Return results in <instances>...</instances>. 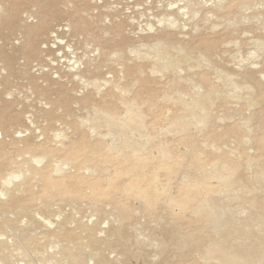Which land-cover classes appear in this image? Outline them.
I'll return each mask as SVG.
<instances>
[{"label": "rangeland", "instance_id": "rangeland-1", "mask_svg": "<svg viewBox=\"0 0 264 264\" xmlns=\"http://www.w3.org/2000/svg\"><path fill=\"white\" fill-rule=\"evenodd\" d=\"M229 1L0 0V169L2 171L4 167L2 173H22L23 166L16 168V161L35 155L31 163L36 167L49 164L53 168V176L56 175L54 178L65 176V189L84 198L58 193L56 198L55 193L49 195L44 191L40 180L34 179L31 192L34 190L36 200L30 205L31 211L27 210L30 209L28 207L23 214L17 205L19 213L17 209L11 211L14 204H9L8 216L15 222L13 225L10 223L12 226H5L0 216V236L6 239V245L12 250L15 247L10 261L0 259V264H58L61 260L68 264V258H60L62 254L58 252L60 248L56 238L52 235V241L41 238L49 231L77 228L82 223L91 227H88L92 229L91 233L95 228V235L88 232L87 237L86 234L83 236L80 255L84 256V263L81 264H215L211 260L213 263L204 261L205 250H201L210 245L212 239L223 238L226 244L238 247L242 254L255 249L256 243H259L256 247L261 245L264 226L257 213L253 216L251 205L245 201L250 204L248 196H256L254 194L259 195L257 198H264V146L261 143L264 139V23L259 24L264 22V0H233L231 8L219 9L220 4ZM36 29L35 34L28 33ZM157 49L162 54L167 53L168 68L164 63H154L152 56ZM255 64L256 69L253 67ZM139 68L144 72H138ZM115 84L123 87L122 92L117 86L115 89ZM191 95V98L193 95L198 97V101L208 99L204 100L209 102L206 103L209 105L206 113L210 112L207 122L200 120L201 109L186 107L193 102ZM134 100L140 108L135 106ZM125 102L134 104L136 114L141 108L144 112V116L142 113L139 115L144 118L142 124H145V129L140 126L142 124H138L139 128L136 123H130L131 129L145 134L142 138L146 136L140 140L144 147L136 144L142 148L140 155L129 147L123 148L122 153L129 148L128 154L126 151L124 155L116 150L119 148L113 146L111 137L107 135V118L98 112L103 109L124 117L127 114ZM113 122L111 120L110 125L114 126ZM160 144L166 145L164 149L171 153H168L170 160H167L168 156L164 157V151V154H159L163 150ZM71 145L81 148L77 166L70 163L66 169L55 172L62 160L70 159L67 151ZM121 145L126 146L125 142ZM110 146L115 147L116 152ZM109 148L114 152L109 153ZM143 148L146 150L142 151ZM44 151H51L54 163L53 160L51 164L47 162L49 160L43 156L47 152ZM117 152L125 158L117 157ZM36 157L42 158V162L35 160ZM129 159L131 163H126L130 162ZM218 159L221 163L217 164L219 169H216L215 176L210 172L215 170ZM6 160H11V163L4 164ZM102 161L107 165L102 163L105 165L101 167ZM28 166V163L24 164L25 172ZM234 169L239 171L238 180V177L243 179L240 175L246 176L243 183L247 181L250 188L240 186L242 189L235 192L230 188L227 193L228 183L222 184L223 176ZM260 171L262 174L259 175ZM2 173V176L6 175ZM62 173L63 176L60 175ZM217 174H224L223 179L220 176L218 179ZM124 178L127 181L123 182ZM196 181L210 187L214 196L218 195L220 198H216L225 204L224 208H228L217 230L211 227L214 226L212 214L208 216L194 211L200 199ZM238 186L231 187L236 189ZM40 189L44 195L38 191ZM99 189L108 192L105 200H90L91 193ZM137 189H142L157 208L149 211L152 216L149 212L144 214L149 213L148 216H143L145 211L141 213L144 201L134 192ZM185 194L193 195L195 200L181 210L182 215L178 213V207L174 214L165 202L171 196ZM237 195H243V201L244 198L246 200L242 203ZM61 196L68 199H59ZM117 196L124 197L121 200L137 211H132V219H129L134 225L114 212L118 201L115 199L121 198ZM0 197L1 201H6ZM177 213L181 220L178 216L172 217ZM38 214L43 216V220ZM37 215L40 221L31 219ZM117 215L120 219L116 218ZM44 216L52 222L44 221ZM61 223H65L62 229ZM176 227L177 233L174 231ZM187 229L194 230L196 237L193 244L188 245L190 247H184V250L190 248L186 253L180 244L184 238L182 235L191 232ZM171 230L178 235L171 237L175 243L166 237L173 236L172 232L169 234ZM116 233H123L120 236L126 244L119 239L120 236L115 237L118 236ZM88 235L97 242H94L95 246L91 244L93 238L88 239ZM33 237L41 239L42 248L28 252L24 257L20 244L22 240ZM116 239L123 244L119 242V245ZM45 241L49 244L43 243ZM177 241L180 242L178 246ZM201 244L204 247L200 249ZM125 246L128 247L126 250ZM176 250L186 253V257L180 253L186 259L192 253L188 257L190 260L182 262L183 256L180 258ZM261 250L264 252V248ZM179 258L182 260L178 261Z\"/></svg>", "mask_w": 264, "mask_h": 264}, {"label": "bare ground", "instance_id": "bare-ground-1", "mask_svg": "<svg viewBox=\"0 0 264 264\" xmlns=\"http://www.w3.org/2000/svg\"><path fill=\"white\" fill-rule=\"evenodd\" d=\"M165 1V0H164ZM245 1H247V0H245ZM250 1H252V0H249V2ZM254 1V0H253ZM261 1V0H260ZM222 2V1H221ZM242 2V1H241ZM262 2V1H261ZM170 3V2H169ZM186 3V2H185ZM256 3V2H255ZM254 3V4H255ZM42 4V3H41ZM45 4V3H44ZM226 4V5H225ZM238 4H239V2H238ZM245 4H246V2H245ZM260 4V3H259ZM259 4H258V6H259ZM264 4V3H263ZM46 5H48V4H46ZM50 5V4H49ZM188 5H189V3H188ZM234 5V1L233 0H230L229 2H224V3H222V4H220L219 5V9H222L223 8V10L224 9H227V8H231L232 6ZM250 5H252V4H250ZM42 6V5H41ZM185 6H187V5H185ZM215 6V5H214ZM216 6L218 7V3L216 4ZM262 6V5H261ZM182 7V6H181ZM241 7V6H240ZM176 8H178V7H176ZM185 8H187V7H185ZM253 8V7H252ZM258 8V7H257ZM180 9H183V8H180ZM216 9V8H215ZM254 9V8H253ZM179 10V9H178ZM13 11V10H12ZM189 11V10H188ZM264 11V10H263ZM38 12V11H37ZM185 12V11H184ZM227 12V11H226ZM212 13V12H211ZM249 13V12H248ZM184 14V13H183ZM11 15V14H10ZM249 17V16H248ZM254 17V16H253ZM263 17V16H262ZM205 19V18H204ZM248 19V18H247ZM260 19V18H259ZM259 19H258V22H259ZM173 20V19H172ZM244 20H245V18H244ZM165 22V21H164ZM250 22V21H249ZM243 23V22H242ZM261 23H264L263 21H260L259 22V24H261ZM238 24V23H237ZM151 26V25H150ZM24 28V27H23ZM151 28V30H152V27H150ZM154 29V28H153ZM247 29V30H246ZM245 30L247 31V32H249V29L248 28H246ZM250 29H251V27H250ZM253 29V28H252ZM150 30V29H149ZM243 30V29H242ZM37 32V29L35 30V31H31V30H29L28 31V33H30V34H35ZM246 32V33H247ZM238 33V32H237ZM244 33V32H243ZM243 33H242V35H243ZM29 34V36H31ZM239 35V34H238ZM245 35V34H244ZM246 36H248V35H246ZM58 37V36H57ZM253 37V36H252ZM258 39V38H257ZM60 40V39H59ZM60 42L62 43V41L60 40ZM55 43H57V42H55ZM59 43V42H58ZM61 43H59V44H61ZM158 43V42H157ZM156 43V44H157ZM160 44H162L161 42H159ZM159 44V45H160ZM164 44V43H163ZM57 45V44H56ZM55 45V46H56ZM158 45V44H157ZM31 46V45H30ZM161 46V45H160ZM162 47H165L164 45L162 46ZM161 47V48H162ZM31 48V47H30ZM55 48V47H54ZM163 50V49H162ZM137 52V51H136ZM166 53V52H165ZM144 55H146V54H144ZM152 55V54H151ZM166 55H167V53H166ZM165 54H162L161 53V51H160V49L158 50H155L154 51V54H153V61H154V63L156 64H162V63H164V67L165 68H168L167 67V56H166ZM142 57V56H141ZM177 59V58H176ZM166 64V65H165ZM88 65H90V64H88ZM87 65V66H88ZM86 66V69L88 68ZM142 66V65H141ZM156 66V65H155ZM253 67H254V69H256L257 68V65L255 64V65H253ZM97 68V67H96ZM84 69V68H83ZM143 70V69H142ZM86 71V70H85ZM138 72H140V73H142V72H144V71H141V68H139V71ZM78 75V74H77ZM65 76H67V75H65ZM256 84H258V82L256 81V83H255V87L257 86ZM113 85V84H112ZM262 85V84H261ZM116 86H117V89L119 88V89H121V88H123V87H119L118 85H116L115 84V89H116ZM254 87V86H253ZM261 87V86H260ZM257 88V87H256ZM118 89V90H119ZM260 89V88H259ZM124 90H125V88H124ZM198 91V90H197ZM121 92H122V89H121ZM125 92V91H124ZM126 92H127V89H126ZM125 92V93H126ZM260 92V91H259ZM261 93H259V95H260ZM195 96H196V93H195ZM192 97V95L190 96V98ZM260 97H261V95H260ZM196 98H198V97H196ZM196 98H194V95H193V98H191V100L193 101L191 104H186V107L188 108L189 107V109L191 108V109H195L196 107L198 108V109H201L202 111H203V114H201V116H199L200 117V120H202L203 122H207L208 120H207V116L209 117L210 115H209V113H206V109H207V106H209V105H207L206 106V103H208L209 104V102H206L205 103V99L208 101V99L207 98H203V101H201V100H199L198 101V99L196 100ZM126 102H127V99H124ZM125 102V103H126ZM133 103L135 102V106L138 104L137 102H136V100H134V101H132ZM131 102V103H132ZM132 103V104H133ZM123 104H124V101H123ZM126 106H127V114H124V117H122V116H115L113 113H111V112H108V111H105V110H103V109H99V111L98 112H101L106 118H107V121H106V125L109 127V132H108V134L107 135H109V137H111V139H112V141H113V146L115 145L116 146V148H119V149H116V150H118V151H120L121 153H122V151L123 150H125V149H123V148H126V147H129V148H132V150L134 149V150H136V154L137 155H140V154H138V153H141L140 151H141V147L143 146V144H142V141L140 142V140H143L144 138H142V136H144L145 134L143 133V135H141V134H139L138 132H137V129H135V128H133V129H131V125H130V123H131V121L133 122V123H136L137 124V127H139V128H141L142 126H143V128L145 129V124L143 123L142 124V122H144L143 121V116H144V112L140 109V112H139V110H138V114H136L135 113V106H134V104L133 105H128L127 103H126ZM139 106V107H138ZM138 106H136V107H138V108H140L141 106L140 105H138ZM137 108V109H138ZM134 109V110H133ZM136 109V110H137ZM190 109V110H191ZM101 110H103V111H101ZM209 110V109H208ZM210 111V110H209ZM143 112V113H142ZM194 112V111H193ZM198 112V111H197ZM201 112V111H200ZM141 113L143 114V116H140L141 115ZM140 114V115H139ZM191 114V113H190ZM194 114V113H193ZM126 115V116H125ZM193 116V115H192ZM141 118V119H138V118ZM196 117V116H195ZM194 117V118H195ZM198 117V118H199ZM210 118V117H209ZM208 118V119H209ZM136 119H138V120H140L141 121V123H137V122H140V121H137ZM88 120V119H87ZM90 120H92V119H90ZM111 120H113L114 122V126L113 125H110V122H111ZM89 121V120H88ZM110 121V122H109ZM137 121V122H136ZM84 122V121H83ZM91 122V121H90ZM96 122V121H95ZM95 124H97V123H95ZM94 124V125H95ZM138 124L140 125V124H142V125H140V126H138ZM96 126V125H95ZM95 126H92L91 128H93V127H95ZM97 126H98V124H97ZM97 126L95 127L96 128V130H97ZM100 126V125H99ZM110 126H112L114 129H111L110 128ZM90 128V129H91ZM95 128H93V129H95ZM129 129V132H128V130L126 131V129ZM92 130V129H91ZM124 131H126V134H125V132ZM95 132V131H94ZM127 132H128V134H127ZM148 137V136H147ZM150 137V136H149ZM148 137V138H149ZM153 136H151V138H152ZM150 138V139H151ZM147 139V138H146ZM263 141L261 142L262 143V146H264V139H262ZM74 141V140H73ZM76 141V140H75ZM77 142V141H76ZM123 142H125V144H126V146L125 147H122V143ZM134 142V146H137V147H135V148H133L134 146L132 145V143ZM148 142V141H147ZM139 143H140V145H139ZM144 143V142H143ZM69 144H70V142H69ZM68 144V145H69ZM72 144V143H71ZM136 144H138L139 146H141V147H138V145H136ZM87 145H88V143H87ZM86 145V146H87ZM121 145V146H120ZM162 145V146H161ZM163 145L164 144H160V149L162 150V151H160V153L159 154H162L161 152H165L166 153V156L164 155V157H166L167 158V156L169 155L168 153H170L168 150L167 151H165V147H166V145L163 147ZM259 145V144H258ZM89 146V145H88ZM122 147V148H120V147ZM69 147V146H68ZM111 147V146H110ZM144 147V146H143ZM163 147V148H162ZM91 148V147H90ZM113 150H115V147H111ZM111 148H109V149H111ZM129 148H127V153L126 154H128V150H129ZM137 148V149H136ZM165 148V149H164ZM109 149H108V151H109ZM112 149L109 151V153L112 151ZM6 150V149H5ZM34 150V149H33ZM43 150V149H42ZM47 150V149H46ZM55 150V149H54ZM116 150H115V152H116ZM132 150H130V151H132ZM146 149H144L143 148V150L142 151H145ZM264 150V149H263ZM47 151H49V150H47ZM47 151H44V152H47ZM52 151V150H51ZM50 151V152H51ZM125 151V152H126ZM48 153L47 152V154H44L43 153V156L45 157H47V159L49 160V161H47V162H51L52 160H53V157H54V155L52 154V153ZM80 152H81V148H78V147H76V146H73V145H71L70 147H69V149H68V151H67V154H68V157L70 158V159H68V161L67 160H65V161H61V164H59V166H57V169L55 170V172L56 171H61V170H63V169H66L67 168V164H70L71 163V165H73V164H75V165H73V166H77V162H76V159H78V157H79V155H80ZM86 152V151H85ZM112 152H114V151H112ZM111 152V153H112ZM120 152H117L118 153V156L117 157H121L120 155H119V153ZM125 152H123V153H125ZM164 152H163V154H164ZM108 153V152H107ZM122 153V155H124ZM144 153V152H143ZM142 153V154H143ZM27 154V153H26ZM28 154H29V152H28ZM90 154H91V151H90ZM89 154V155H90ZM92 154H94L93 152H92ZM125 154V155H126ZM171 154V153H170ZM264 154V153H263ZM262 154V155H263ZM34 155V154H33ZM87 155V154H86ZM135 155V154H134ZM7 156V155H6ZM61 156V155H60ZM60 156H58V157H60ZM95 156V155H94ZM127 156V158H128V155H126ZM31 157V156H30ZM25 158V159H22V161H16V163L15 164H18V165H16L17 167L16 168H18V167H20V169L22 168L21 166H23V171H22V173H16V172H5V173H2V172H4L3 171V169H4V167H3V169H2V171H1V169H0V173H2L3 175L4 174H6V175H4V176H2L1 174V179H0V185H1V187H0V196H2L3 198H5L6 199V201H1L0 200V216L3 218V220H4V222H3V224L6 226V225H8L9 226V224L10 223H12V225L15 223L14 221H12L13 219L12 218H10L8 215V209H9V212H10V207L8 208V205L9 204H14V207H15V205H17L18 207L17 208H19L21 211V213H23L24 214V212L26 211V209L29 207L30 209H27V210H30L31 211V206L30 205H32V202H34L35 200H36V195L35 194H33L34 192V190L31 192V188H32V186H31V182L34 180V179H38V180H40V183L42 184V186H43V188H44V191L47 193H49V195H50V193L51 194H54L55 196H56V198H58L57 197V195H56V193H58V194H61V195H70V196H73V197H80V195L79 194H75V193H73V192H70V190L68 189H65L66 188V184H67V180H66V178H65V176H63V173H65L64 171H63V173L62 174H60V175H62L63 177H61V178H54L55 176H53L54 174H52V172H51V170L53 169V168H51L50 167V165L49 164H47V165H43V167H36L35 165H34V163H31V159L33 158V157H35V155L34 156H32L31 158ZM40 157V156H39ZM56 157V156H55ZM124 157V156H123ZM123 157H121L122 159H124ZM171 158V156H168V158H167V160H170V158ZM37 158V157H36ZM165 158V159H166ZM6 159V158H5ZM139 159H144V158H139ZM3 160V159H2ZM35 160H37L38 162H42V158H37V159H35ZM55 160V159H54ZM54 160L52 161L53 163H54ZM57 160V159H56ZM128 160V159H127ZM130 160V159H129ZM11 161V160H10ZM10 161H8V162H10ZM46 161V160H45ZM58 161V160H57ZM60 161V160H59ZM218 161H221V160H217L216 162L217 163H215V170L213 171V170H211V171H213V172H210V171H208V172H210L211 174H214L215 175V172H217L216 171V169H217V167H218V165L217 164H220V163H218ZM2 162V161H1ZM4 162V164H5V162H7V160L6 161H3ZM8 162H7V164H8ZM11 163V162H10ZM25 163H28L29 164V166H28V168H27V172H25V168H24V164ZM102 163H105L106 165H107V163L106 162H100V165H102ZM126 163H131V160H130V162H127L126 161ZM1 164V163H0ZM51 164V163H50ZM81 164V163H80ZM105 164H103V165H105ZM109 164H111V163H109ZM9 165V164H8ZM12 165H14L13 163L11 164V166ZM52 165H55V164H52ZM101 166V167H104V166ZM1 166V165H0ZM78 166H79V164H78ZM91 165H89V167H90ZM221 166V165H220ZM2 167V166H1ZM0 167V168H1ZM13 167V166H12ZM54 167H56V166H54ZM135 167V166H134ZM135 168H137V167H135ZM19 169V168H18ZM92 169V168H91ZM219 169V168H218ZM217 169V170H218ZM221 169H222V167H221ZM261 169H262V167H261ZM17 170V169H16ZM94 170H96V169H94ZM99 170V169H98ZM224 170V169H223ZM262 170H264V169H262ZM21 170H19V172H20ZM54 172V171H53ZM100 172V171H99ZM221 172V171H220ZM238 172V173H237ZM237 172H236V170L234 169L232 172H230L229 174H225V176H223V175H218L217 174V176H218V179L220 178L221 180L223 179V178H225V179H223L222 181H223V183L222 184H224L225 182H227L228 184H227V188H226V192L228 193V192H230V188H231V190L232 191H234V190H240V188L241 187H244L245 188V186H247L248 187V185H246V183H247V181H245L244 183H243V179H246L245 177L246 176H243V175H240V176H242L243 177V179L241 178V177H238V178H240V180H238L237 179V176H239V171L237 170ZM109 173V172H108ZM107 173V174H108ZM223 173V172H222ZM235 173H236V177L234 178V176H235ZM260 173H261V171L259 172V175H260ZM263 173H264V171H263ZM102 174V173H101ZM106 174V173H105ZM238 174V175H237ZM262 174V173H261ZM104 175V174H103ZM258 175V174H257ZM216 176V175H215ZM220 176V177H219ZM222 176H223V178H222ZM262 176H264L263 174H262ZM20 177H22L21 178V180H20ZM95 178V177H94ZM127 180H128V177L126 178ZM125 178L124 179H122V181L123 182H125V180H126ZM126 180V181H127ZM199 180V179H198ZM220 180V181H221ZM37 181V180H36ZM121 181V180H120ZM119 181V182H120ZM221 181V182H222ZM109 182V181H108ZM122 182V183H123ZM197 183V186L199 187V191H198V195H200V199L198 200L199 201V204H198V206H196V208H194V211L195 212H199V213H205V214H207L208 216H210L211 214L213 215L212 216V218L213 219H211L212 221H214V226H212L211 225V227L212 228H214V230H217V229H219V227L221 226L220 224H222V222H223V218H222V215L224 214V213H226V211L228 210V208H227V206H226V208H227V210H226V208H224L225 207V204L220 200L219 201V199L218 198H220V197H218V195L216 196V197H218V198H216L215 196H214V194H213V192H212V189L210 188V187H205V186H203L204 184H203V182L202 181H196ZM39 183V182H38ZM39 183V184H40ZM121 183V182H120ZM40 184V185H41ZM108 184V183H107ZM244 186H243V185ZM236 185H239L238 186V188H234V187H236ZM107 186V185H106ZM231 186H234V187H231ZM241 186V187H240ZM159 187H161V186H159ZM41 188V187H40ZM62 188H63V190H62ZM219 188V187H218ZM234 188V189H233ZM248 188H250V187H248ZM33 189V188H32ZM242 189V188H241ZM245 189H247V188H245ZM111 190V189H110ZM131 190H132V188H131ZM229 190V191H228ZM38 191H40L41 192V189L40 190H38ZM161 191V190H160ZM164 191H166V189L164 190ZM36 192V191H35ZM40 192L38 193V194H40ZM114 192V191H113ZM134 192H136V195H138L139 197H141L142 199H143V201H144V206H141V207H143L144 208V210H142L143 208H141V213L142 212H144V213H142L143 214V216H146L147 214H149V215H151L152 216V213L151 212H149V211H151L152 210V208L154 207V204H153V202H151V200L149 199V197L148 196H146V194H145V192L142 190V189H137L136 191H134ZM219 192V191H218ZM235 192V191H234ZM47 193V194H48ZM41 194H43L44 195V193H42L41 192ZM40 194V195H41ZM116 194H118V193H116ZM115 194V195H116ZM42 195V196H43ZM87 195V194H86ZM108 195V192H106L105 190H103V189H99V190H94L92 193H91V196L90 197H92V199H90V200H93L94 198L96 199H104V197H106ZM112 195V194H111ZM115 195H112V196H115ZM119 195H120V193H119ZM178 195V194H177ZM254 195H256V196H259V195H257V194H254ZM248 196V195H247ZM256 196H250V198H249V196H248V199H247V201H249L250 202V204L248 203V202H246L245 200H246V198H244L245 200V203H247L248 205H251V207H252V212H254L253 213V216H255L254 214H256L257 213V217H258V219H259V221H261V223H262V225L264 226V198H261V197H256ZM39 197V196H38ZM117 197H121V196H117ZM116 197V198H117ZM172 197V196H171ZM169 198L168 199V201H166L165 202V204L166 203H168V206H169V209L171 210V212H174V214H176V211H175V208L176 207H178V208H176L177 210L179 209L180 210V212H179V210H178V213H180L181 215H182V213H181V210H183V209H186V208H188V206L190 205V203H192L194 200H195V197L193 196V195H190V194H185V195H182V196H173L172 198ZM237 197H240V196H238L237 195ZM242 197H243V195H242ZM242 197H240L239 198V200L243 203L244 201H243V198ZM244 197H246V195L244 196ZM1 198V197H0ZM48 198H50V197H48ZM52 198V197H51ZM50 198V199H51ZM56 198H54V199H56ZM67 197H65V198H62V196L59 198V199H66ZM70 198V197H69ZM82 198H83V196H82ZM81 197H80V199H82ZM113 198V197H112ZM259 198H261V199H259ZM43 200V198L41 197L40 198V200ZM54 199H52V200H54ZM68 199V198H67ZM72 199V198H71ZM80 199H78V200H80ZM84 199V198H83ZM114 199V198H113ZM113 199H112V201H113ZM121 199H124V197H121L120 199L118 198V199H115V200H118V201H116V210H114V212L116 213H118V215L120 216V218L122 219V220H124V221H126V220H128L129 222L131 221V220H129L130 218H131V216H132V211L134 210L133 209V207L129 204V202H128V204H129V206H131V208L126 204L127 202H125L124 200L122 201ZM125 199H127V198H125ZM167 199V198H166ZM39 200V199H38ZM37 200V201H38ZM42 200H41V202H42ZM49 200V199H48ZM48 200L46 199V201L48 202ZM58 200V199H57ZM75 200V199H74ZM77 200V199H76ZM105 200V199H104ZM96 201H99V200H96ZM96 201H95V203H96ZM103 201V200H102ZM101 201V202H102ZM111 201V202H112ZM197 201V202H198ZM49 202H52V201H49ZM109 202V201H108ZM223 203V205H221L222 203ZM35 203V202H34ZM33 203V204H34ZM50 204V203H49ZM112 204H113V202H112ZM114 204H115V202H114ZM143 204H141V205H143ZM158 204V203H157ZM46 206H47V203L45 204ZM44 205V206H45ZM167 205V204H166ZM166 205H165V207H166ZM197 205V204H196ZM49 206V205H48ZM159 206V205H158ZM12 207V209H11V211L12 210H14V209H17L16 207L14 208L13 206H11ZM115 207V206H114ZM256 209V211H254V208ZM155 208V207H154ZM115 209V208H114ZM133 209V210H132ZM155 209H157V208H155ZM169 209H168V211H169ZM23 210H24V212H23ZM167 210V209H166ZM15 211V210H14ZM17 211H18V209H17ZM133 212H137V211H133ZM146 212H149V213H147L146 215H144ZM170 212V211H169ZM170 212V213H171ZM18 213H19V211H18ZM27 213H28V211H27ZM157 213V212H156ZM177 213V215H174V216H172V217H175V216H178V218H179V214ZM202 213V214H203ZM97 214V213H96ZM167 214H169L168 212H167ZM205 214H204V216H205ZM39 216H40V214H38ZM37 215V217H35V218H31V219H39L38 216ZM115 215V214H114ZM117 215V216H118ZM153 215H154V213H153ZM162 215V214H161ZM180 215V216H181ZM185 215V214H184ZM206 215V216H207ZM119 216L118 217H116V218H118V219H120L119 218ZM148 216V215H147ZM170 216V215H169ZM252 216V217H253ZM43 216H40V218L43 220V218H42ZM181 217H185V216H181ZM251 217V218H252ZM1 218V219H2ZM52 218V217H51ZM135 218V217H134ZM177 218V217H176ZM132 219V218H131ZM172 219V218H171ZM184 219V218H183ZM18 220V219H17ZM16 220V221H17ZM174 221H175V219H173ZM179 220H181L180 218H179ZM1 221V220H0ZM39 221H40V219H39ZM44 221H46V222H52V221H50L49 220V218H47V216H44ZM190 221V220H189ZM189 221H188V224L190 225V223H189ZM210 221V220H209ZM45 222V223H46ZM128 222V223H129ZM132 222V221H131ZM192 222V221H191ZM37 223V222H36ZM44 223V224H45ZM49 223H47V225L49 224ZM120 223V222H119ZM133 223V222H132ZM194 223V222H193ZM2 224V225H3ZM17 224V223H16ZM86 224V223H85ZM187 224V223H186ZM3 225V227H5ZM11 224H10V226H12ZM18 225V224H17ZM63 225H65V223H63ZM63 225H62V223H61V225H59V226H61V228L60 229H62V227H63ZM124 225H125V223H124ZM126 225H127V222H126ZM125 225V226H126ZM130 225H131V223H130ZM133 225H134V223H133ZM7 226V227H8ZM121 226V225H120ZM123 226V225H122ZM125 226H123L124 228H125ZM193 226V225H192ZM191 226V227H192ZM204 226H206V225H204ZM15 227V226H14ZM87 227V228H86ZM84 226L83 225V223L82 224H80V225H78L77 226V228H76V226H75V228H72V229H65L64 230V228H63V230H57V232H47V233H45L44 234V236H42L43 238H41V239H44V238H47L46 240H49L50 239V241H52L53 239L51 238V235H52V237L55 239H57L58 241H56L55 240V242H58L59 243V253L60 254H62V256L60 257V258H65V260L68 258L70 261H68V264L70 263V264H81L82 262L84 263V261H82V258H84V256H82V255H80L81 253H80V251L81 250H83V249H81V248H83L82 246L84 245L83 243H84V237L83 236H85V234L87 233L88 234V232L89 233H91L90 231L92 230H90L89 228H91L90 226ZM89 227V228H88ZM129 227V226H128ZM132 227V226H131ZM188 228H189V226H187ZM186 227V228H187ZM190 227V228H191ZM209 227V226H208ZM10 228V227H9ZM16 228H18V226L16 227ZM65 228H66V226H65ZM93 228V227H92ZM123 228V229H124ZM130 228V227H129ZM134 228V227H133ZM172 228V227H171ZM12 229V228H11ZM14 229V228H13ZM19 229V228H18ZM88 229H89V231H88ZM126 229H128V228H126ZM130 229H132V228H130ZM176 229L177 230H175V228H174V231L176 232V231H178V227H176ZM182 229V228H181ZM193 229V228H192ZM192 229H190V230H188V232L189 231H191ZM2 230V229H1ZM4 230V229H3ZM8 230V229H7ZM167 230V229H166ZM186 230V229H185ZM197 230V229H196ZM93 231H94V233H95V228H93ZM114 231H117L116 229L114 230ZM113 231V232H114ZM125 231H127V230H125ZM130 231V230H129ZM2 231H0V233H1ZM5 232V231H4ZM17 231H15V233H16ZM128 232V231H127ZM171 232H172V230L169 232V234H171ZM21 232L19 231V234H20ZM94 233H91L90 235L91 236H93V235H95ZM112 233V232H111ZM126 233V232H125ZM167 233V232H166ZM174 232H172V235L173 236H166V237H175L177 234V232L175 233V234H173ZM186 233H187V231H186ZM198 233H199V231H198ZM8 234V233H7ZM23 234L25 235V233L23 232ZM22 234V235H23ZM87 234H86V237H87ZM117 235H118V233H116ZM123 233H119V235L118 236H116L115 235V237H119L120 235H122ZM128 234V233H127ZM168 234V233H167ZM184 234H185V232H184ZM201 234V233H200ZM199 234V235H200ZM4 235V234H3ZM10 235V234H9ZM23 235V237H25ZM37 235V234H36ZM42 235V234H41ZM111 235H113V234H111ZM175 235V236H174ZM181 235V234H180ZM50 236V237H49ZM91 236H89L88 235V239H90V237ZM124 236V235H123ZM178 236V235H177ZM176 236V237H177ZM182 236H184V238L182 237V241H181V244H180V242H178L177 241V246H178V243L180 244V247H182L183 248V250H184V247L185 246H188V245H190V244H193L192 242H194V240H195V232H194V230L193 231H191V232H189V233H187L186 235H182ZM35 237V236H34ZM26 238V241L24 240H22V239H20V240H22V243L20 244V245H17L20 249H22L23 250V255H24V257H27V255L26 254H28V252H32V251H35L36 249H38V248H42V246H41V239H39L38 237H36V238ZM125 237V236H124ZM82 238H83V242H82ZM91 238H93V237H91ZM126 238L127 237H125V240H126ZM173 238H171V241L173 240ZM200 238V237H199ZM5 238H3V236H0V259L4 262H9L10 261V258H12L13 256V254H15L14 252H13V250L15 249V247L13 248V250L10 248V246L8 245H6V239L4 240ZM52 239V240H51ZM94 239V238H93ZM92 239V242L90 241V240H88V241H90L91 242V244L93 243V245L94 244H96L97 242L95 241V239L93 240ZM98 239V238H97ZM120 240H122L123 242H124V238L122 239V236H120V238H119ZM176 239V238H175ZM198 239V238H197ZM19 240V241H20ZM118 241V239H116L115 241H118V243L119 242H121V241ZM177 240V239H176ZM225 240V239H224ZM223 240V238H221V239H212L210 242V245L208 244H206L207 245V247L205 248L202 244H201V246H199V248L201 247V248H203V249H201V250H205L203 253L205 254H203V259H204V261L206 260H211V261H214V263L216 262L217 264H264V252H262L263 250H261V249H263L264 248V241H260L261 242V245H259L258 247H256V245H258L257 243H256V245H255V249H253L254 248V245L252 246V251H247L246 253H244V254H242V253H240L237 249H238V247L237 248H234L235 247V245L233 244V246L234 247H232V245L230 246L229 244H226L225 243V241ZM100 241V240H99ZM113 241V240H112ZM127 241V240H126ZM94 242H96V243H94ZM20 243V242H19ZM18 243V244H19ZM43 243H48L49 244V241L47 242V241H45V242H43ZM113 243V242H112ZM122 243V242H121ZM121 243H119V245L121 244ZM125 244H126V242H124ZM169 243H170V240H169ZM172 243H175V241H172ZM196 243H198V242H196ZM86 244H88V243H86ZM85 244V245H86ZM108 244V243H107ZM114 244V243H113ZM113 244H111V245H113ZM117 244V243H116ZM115 244V245H116ZM123 244V243H122ZM175 244V245H176ZM231 244V243H230ZM198 245V244H197ZM197 245H196V250H197ZM43 246H45L46 247V245H43ZM95 246V245H94ZM117 246V245H116ZM123 246V245H122ZM193 246H195V245H193ZM248 246H250V248H251V245L249 244ZM44 247V248H45ZM48 247V246H47ZM98 247V246H97ZM100 247V246H99ZM118 247H120V246H118ZM124 247V246H123ZM188 247H190V246H188ZM191 247H192V245H191ZM262 247V248H261ZM122 248V247H121ZM120 248V249H121ZM126 248H128L127 246H125V250H126ZM17 249V248H16ZM46 249V248H45ZM187 249H189L190 250V248H187ZM186 249V250H187ZM31 250V251H30ZM39 250V249H38ZM44 250V249H43ZM122 250V249H121ZM124 250V251H125ZM178 250H180L179 248H178ZM178 250H176L177 252H178ZM186 250H184L183 252H186ZM194 250V249H193ZM201 250H199V252L201 251ZM41 251V250H40ZM130 251V250H129ZM164 251V250H163ZM181 251V250H180ZM195 251V250H194ZM193 251V252H194ZM198 251V250H197ZM253 251H255V252H253ZM260 251V252H259ZM43 252V251H42ZM126 252V251H125ZM182 252V253H183ZM187 252H189V251H187ZM186 252V253H187ZM251 252H253L254 254L255 253H259V254H253V253H251ZM262 252V253H261ZM58 253V254H59ZM181 253V252H180ZM179 252H178V254L180 255V258L183 256V255H181ZM185 253V254H186ZM202 253V252H201ZM30 254V253H29ZM57 254V253H56ZM56 254H54V256L56 255ZM100 254H102V253H100ZM184 254V253H183ZM184 254V256L186 257V255ZM192 254V253H191ZM190 254V255H191ZM52 255V254H51ZM190 255H187L189 258H190ZM12 256V257H11ZM50 256V255H49ZM53 256V257H54ZM57 256V255H56ZM94 256V255H93ZM100 256V255H99ZM184 256L182 257L183 258V261L182 262H184V260H185V262H187L188 260H190L188 257H187V259L186 258H184ZM55 258V257H54ZM178 259V261H180V260H182V259ZM56 259V258H55ZM106 259V258H105ZM203 259H201V260H203ZM12 260V259H11ZM64 260V259H63ZM84 260V259H83ZM101 260V259H100ZM187 260V261H186ZM101 261H103V260H101ZM207 261V262H208ZM211 261H209V262H211ZM57 262V261H56ZM104 262V261H103ZM101 264H103L102 262H100ZM106 264H108L107 262H105ZM104 263V264H105ZM176 263H179V262H176ZM176 263H174V264H176ZM211 263H213V262H211ZM215 263V264H216ZM58 264H67V262L65 263H63V261L61 260V261H59V263ZM163 264V263H162ZM167 264V263H166Z\"/></svg>", "mask_w": 264, "mask_h": 264}]
</instances>
